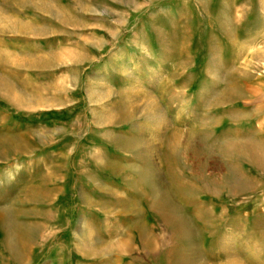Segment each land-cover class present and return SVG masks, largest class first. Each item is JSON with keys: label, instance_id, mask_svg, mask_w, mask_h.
<instances>
[{"label": "rangeland", "instance_id": "obj_1", "mask_svg": "<svg viewBox=\"0 0 264 264\" xmlns=\"http://www.w3.org/2000/svg\"><path fill=\"white\" fill-rule=\"evenodd\" d=\"M251 149L264 156V0H0V219L32 234L22 263L0 234V264H264Z\"/></svg>", "mask_w": 264, "mask_h": 264}, {"label": "bare ground", "instance_id": "obj_2", "mask_svg": "<svg viewBox=\"0 0 264 264\" xmlns=\"http://www.w3.org/2000/svg\"><path fill=\"white\" fill-rule=\"evenodd\" d=\"M251 153H253L251 159L257 160L259 161V163H261V165H263V153H254L252 149ZM131 170L139 173V175L144 178L143 180L148 185L149 190V208L158 215L165 228L169 231L171 237L174 239L189 237L191 233L186 227L184 218L177 212L173 204L170 203V201L168 200V196L164 192L158 190L156 186L151 183V178H149L150 172H145L137 168H131ZM140 221L141 220L139 219V221L136 222L134 229L139 233L142 245L147 248H151V233ZM0 234L2 244L9 255V260L17 263H22L25 255L27 241L29 237L32 236L30 230H22L20 225L4 216L0 219ZM128 242V238L124 241L120 239L114 241V252L122 254L128 251L130 248ZM180 264L195 263L191 260H186L185 262L183 261Z\"/></svg>", "mask_w": 264, "mask_h": 264}]
</instances>
